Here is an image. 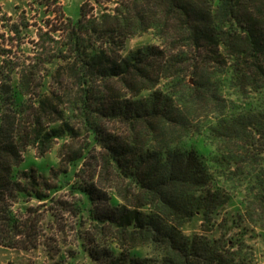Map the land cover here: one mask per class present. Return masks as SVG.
Segmentation results:
<instances>
[{"label":"trees","instance_id":"trees-1","mask_svg":"<svg viewBox=\"0 0 264 264\" xmlns=\"http://www.w3.org/2000/svg\"><path fill=\"white\" fill-rule=\"evenodd\" d=\"M107 1L29 53L27 22L0 34V245L40 246L65 190L96 264H241L244 240L213 231L264 234V0ZM58 141L55 167L23 165Z\"/></svg>","mask_w":264,"mask_h":264},{"label":"rangeland","instance_id":"rangeland-1","mask_svg":"<svg viewBox=\"0 0 264 264\" xmlns=\"http://www.w3.org/2000/svg\"><path fill=\"white\" fill-rule=\"evenodd\" d=\"M17 4L10 10V13L0 12V34H4L6 41L0 40L3 44L10 43L9 36L14 33L10 32V26L13 22H27L28 29L21 43L13 41V50L23 49L29 53L33 47L32 41L38 40V31L40 28L46 30L53 25H59L60 21L65 20L67 16L76 19L79 15V8L84 0H16ZM107 8L114 6L113 2L103 0ZM99 10V9H98ZM49 25L46 24V22ZM146 43H157L153 34L149 31L140 36L130 37L126 40L124 53L133 50ZM17 44V45H16ZM19 54V53H18ZM62 142L58 141L49 153L43 158L37 157L33 149L26 152L24 166L40 168L44 164L55 167L58 163V150ZM51 180H54L52 177ZM56 199L64 204L61 207L58 203H51L44 207H52L56 219L49 223V229L43 231L45 236L41 239V245L36 249L23 251L4 247V264H96L86 254H83L82 246L85 244L84 236L89 233L87 224L80 227L78 225L79 217L74 208V197L67 191L58 192ZM32 204H35L32 201ZM65 208V209H64ZM239 208V207H235ZM230 208L228 212H234ZM222 215L219 217L221 221ZM47 219L45 220V224ZM226 229V230H225ZM187 233L191 231L200 232V223L193 222L192 225L185 227ZM226 234V238H241L244 240L243 249H240L241 264H264V234L262 231L249 224L246 221L239 222V225L232 226L231 222L222 224L221 231L214 230L213 235L219 236L221 233ZM87 248V247H86ZM144 250V249H143ZM143 253H148L143 251ZM0 252V259H1Z\"/></svg>","mask_w":264,"mask_h":264},{"label":"crops","instance_id":"crops-1","mask_svg":"<svg viewBox=\"0 0 264 264\" xmlns=\"http://www.w3.org/2000/svg\"><path fill=\"white\" fill-rule=\"evenodd\" d=\"M17 4L16 0H0V12H4V10L10 13V10ZM1 259L0 264H4V247L0 245Z\"/></svg>","mask_w":264,"mask_h":264}]
</instances>
